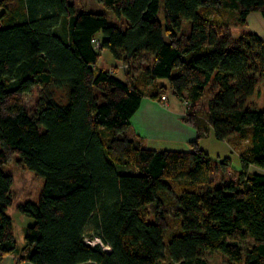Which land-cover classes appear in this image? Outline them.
<instances>
[{
	"label": "trees",
	"instance_id": "trees-1",
	"mask_svg": "<svg viewBox=\"0 0 264 264\" xmlns=\"http://www.w3.org/2000/svg\"><path fill=\"white\" fill-rule=\"evenodd\" d=\"M96 2L122 27L83 0H0V262L209 264L218 253L224 264H264V174L248 171H264V105L251 104L264 84V41L219 38L213 27L226 21L211 19L231 8L239 24L252 13L264 20V0ZM103 50L124 65L141 54L150 63L140 79L120 78L97 67ZM34 86L29 113L21 96ZM170 95L187 103L195 139L187 151L143 148L127 135L131 117L142 98ZM208 130L237 144L236 181L212 183L198 146ZM11 155L43 179L38 202L17 209L32 220L20 250L6 214Z\"/></svg>",
	"mask_w": 264,
	"mask_h": 264
},
{
	"label": "rangeland",
	"instance_id": "rangeland-1",
	"mask_svg": "<svg viewBox=\"0 0 264 264\" xmlns=\"http://www.w3.org/2000/svg\"><path fill=\"white\" fill-rule=\"evenodd\" d=\"M83 10L94 13H104L107 16L108 24L114 25L116 24L119 27H122V23L116 20L111 11L105 9L102 5L98 4L96 0H83ZM228 11L221 10L219 12L213 11L211 14V19L214 21L216 19H222L226 21V26L213 27V30L217 37L219 38H229L231 40L237 39L244 33H247L251 30H259V25L257 22L250 18L244 24H239L236 21V16L234 11L231 8H228ZM78 11V9H76ZM158 19L161 24H163V8L160 5V9L158 11ZM150 63V57L146 54L139 55L135 60L129 61L126 65L121 61H116L108 51L103 50L100 51V56L97 61V67L104 70L111 71L114 75L118 77H125L126 73H131L134 76H137L140 79L141 74L143 73L146 66ZM176 72V71H175ZM174 72V73H175ZM160 83H164L163 80L159 81ZM40 95L39 86H34L31 91L27 94H23L21 96L24 107L29 113H33L35 110L36 102ZM169 99L173 101V97L170 95ZM207 97L201 100L197 106V112L203 113L205 111ZM255 99V98H254ZM177 100V99H176ZM178 101V100H177ZM163 107H167V101H157ZM256 102V100H255ZM259 103V102H258ZM256 104L259 107L257 109H262L264 103L262 102V107L260 104ZM178 104L181 107L183 118L187 112V105L179 102ZM253 104V103H251ZM255 105V106H256ZM184 123V122H183ZM187 125V124H186ZM189 126V125H188ZM206 138V137H205ZM202 147L208 151L209 156L211 158L212 167H211V179L213 184H219L227 181H236L237 174L240 169L239 160L236 154L237 144H233L227 141L220 144L214 139H204L201 142ZM147 145L144 144L143 147ZM228 149L234 150L229 152ZM220 154V155H219ZM219 155V157H217ZM226 158L227 165L225 163H220V161ZM132 169L131 166L127 168H123L122 170L129 171ZM3 171L11 176L12 184L10 187L11 194V204L6 209V214L10 217L12 221V229H13V237L16 242V246L18 250H20L24 244V229L26 226L32 223L30 218L20 214L18 212L19 206H24L26 204H36L40 198L41 190L43 186V179L37 177L33 172L26 170L16 159L15 156H10L7 163L3 165ZM167 213L171 215L174 211L173 208L168 207ZM146 215L148 220L153 218L152 206L147 208ZM94 244L99 243L97 239L92 240ZM245 245V244H243ZM245 248V246H244ZM220 254H213L210 259L212 263L218 264ZM17 264H21V262H16Z\"/></svg>",
	"mask_w": 264,
	"mask_h": 264
},
{
	"label": "crops",
	"instance_id": "crops-1",
	"mask_svg": "<svg viewBox=\"0 0 264 264\" xmlns=\"http://www.w3.org/2000/svg\"><path fill=\"white\" fill-rule=\"evenodd\" d=\"M250 18L257 22L259 30H251L249 32L256 33L264 41V20L257 13L250 14L246 21ZM156 83L158 85H165V81L164 83H160L159 81ZM259 90L260 95L256 96L255 99H252V103L255 106L259 102L258 104L262 107L264 84L259 86ZM166 101L167 107H163L155 100L147 97L142 98L138 110L130 119V126L127 130V135L129 138L138 141L142 147L144 144L147 145L143 148L154 150L187 151L189 150V143L196 137V132L193 128L183 123L182 119L184 115L178 101L175 98L171 101L169 97H167ZM256 107L259 106L256 105ZM205 137L198 141V146L209 155L208 151L202 147L201 142L204 139H214L211 130H208V134H206ZM217 142L220 144L224 143V141ZM228 151L231 152L232 149H228ZM232 152L235 153L234 150ZM236 154L238 158L237 151ZM219 155L217 157H219ZM248 171L250 173L264 174L263 170L254 166H250ZM218 258V264H224L225 260L222 257ZM212 260L213 259H209V264H215L212 263ZM16 262H18V256L10 254L5 256L0 264H17ZM21 264L30 263L21 262Z\"/></svg>",
	"mask_w": 264,
	"mask_h": 264
},
{
	"label": "built area",
	"instance_id": "built-area-1",
	"mask_svg": "<svg viewBox=\"0 0 264 264\" xmlns=\"http://www.w3.org/2000/svg\"><path fill=\"white\" fill-rule=\"evenodd\" d=\"M94 47H95L96 49L99 48L98 44H95ZM160 100L163 101V102H165V101H166L165 96H162V97L160 98ZM184 105H187V103L184 102ZM187 108H188V107H187ZM87 242L90 243V245H94L93 242H89V241H87Z\"/></svg>",
	"mask_w": 264,
	"mask_h": 264
}]
</instances>
